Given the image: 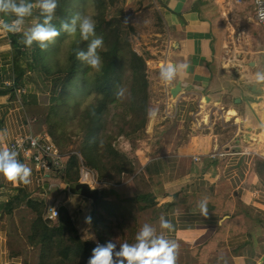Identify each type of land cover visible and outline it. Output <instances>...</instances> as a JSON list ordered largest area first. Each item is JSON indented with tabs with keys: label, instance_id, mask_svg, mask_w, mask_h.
<instances>
[{
	"label": "trees",
	"instance_id": "16d2710c",
	"mask_svg": "<svg viewBox=\"0 0 264 264\" xmlns=\"http://www.w3.org/2000/svg\"><path fill=\"white\" fill-rule=\"evenodd\" d=\"M29 2L34 5L36 0ZM124 5L125 0H58L52 20L58 29L62 22H70L77 14L95 19L96 32L104 38V47L99 50L104 60L100 72L76 59V50H86L88 43L80 38L79 31L72 36L61 31L45 50L35 43L31 48L24 46L22 33L11 36L15 80L27 78L41 93L50 94L46 118L49 138L61 151L78 143L76 151L69 152L65 168L54 167L53 172L63 180L64 187L70 185L77 194L80 193L74 186L82 182L86 172L110 186L109 198L104 197L106 190L102 188L97 201L90 203V199H82L83 204H90L89 215L92 217L86 235L79 229L68 207L61 206L58 218L51 220L44 199L29 198L26 191L18 190L9 200V214L15 211L18 219L9 225V247L15 258L30 251L32 256L28 262L26 257L27 264H86L95 241L103 243L114 238L117 245L133 244L145 215L150 214L149 220H153L178 204L197 207L201 199L208 201V213L220 215V220L230 217L201 248L192 250L200 261L206 260L219 241H226L235 254L253 244L244 215L232 214L233 199L225 195L210 197L179 192L173 195L172 203L161 208L160 198L149 180H144L138 162L120 146L122 140L139 138L146 133L151 121L148 109L153 108L154 95L148 65L154 57L147 49L139 51L134 46V39L149 31L142 28L140 32L126 23ZM2 15L7 20L13 19V16ZM32 16L37 24L43 22L41 10L33 8ZM165 30L167 26L160 13L154 32L164 34ZM120 88L125 92L118 99L116 92ZM214 128L215 135H223L228 129L220 122ZM160 167V163L146 167L151 180L161 175ZM255 169L264 184V159L255 161ZM127 177L144 181L134 191L127 192L123 190ZM20 203L26 207L22 209ZM80 210L82 213V208Z\"/></svg>",
	"mask_w": 264,
	"mask_h": 264
},
{
	"label": "crops",
	"instance_id": "0c3cea01",
	"mask_svg": "<svg viewBox=\"0 0 264 264\" xmlns=\"http://www.w3.org/2000/svg\"><path fill=\"white\" fill-rule=\"evenodd\" d=\"M242 5L253 6L254 0H243ZM11 47L4 37H0V131L7 132L0 147H8L20 136L48 135L46 118L50 94L41 93L27 78L15 80ZM189 96H193L197 101L183 103L181 99H184V96L173 113L167 108V116L157 118L150 127L149 132L153 134L151 146L147 151L138 149L132 159L138 162L144 180H149L153 191L160 198L161 208L172 203L173 195L179 192L210 197L225 195L232 198V214L244 215L253 244L243 247L235 254L226 241H219L206 260L200 261L192 254V250L201 248L218 226L230 216L220 220L221 216L218 214L208 213L205 216L195 206L178 204L168 212L161 213L159 218L149 220L148 224L156 228L157 235L163 232L165 238L178 242L177 264H260L264 258V184L255 169V161L264 158L258 155V149L216 158L214 155L222 153L225 145H221L222 134L215 135L213 132L216 124L214 118L208 125L196 120L199 99L195 95ZM169 117L175 120L165 122ZM196 159L199 161L195 162ZM20 161L32 169L29 184L9 182L0 174V204H5V212L0 218V264H27L32 256L31 252L27 251L23 252L21 257L15 258L9 247V225L15 220L18 221L13 217V212L9 214V200L17 195L18 190L26 191L29 198L44 199L49 209H57L56 204L68 207L67 201L72 198L68 195L69 192L62 188L63 180L56 173L50 170L37 171L32 161ZM157 163L161 165V175L156 178L154 176L151 180L145 169ZM144 180L127 177L125 185L131 183L134 191ZM81 181L86 182L84 175ZM87 183L92 188L100 191L102 189L101 185H95V178L94 182ZM102 184L108 188L104 191V197L109 198L110 186L106 181ZM62 192L63 196H60ZM77 196H80L82 203L84 197ZM61 198L66 201V205L60 201ZM92 202L90 200V203ZM20 205L22 209L26 207L23 203ZM78 213L79 216L82 214L79 211ZM161 216L172 221V231L160 229ZM85 225L87 233L90 227L89 224Z\"/></svg>",
	"mask_w": 264,
	"mask_h": 264
},
{
	"label": "water",
	"instance_id": "95a60500",
	"mask_svg": "<svg viewBox=\"0 0 264 264\" xmlns=\"http://www.w3.org/2000/svg\"><path fill=\"white\" fill-rule=\"evenodd\" d=\"M165 11L169 46L165 63L189 65L166 85L168 111L179 100L199 96L196 120L208 125L219 110L227 126H236L223 146L225 155L261 150L264 157V32L253 19V7L235 0H154ZM20 53V51H17ZM95 202L100 190L89 183L74 186ZM5 206L0 204V218ZM260 264H264V258Z\"/></svg>",
	"mask_w": 264,
	"mask_h": 264
},
{
	"label": "clouds",
	"instance_id": "9594fccd",
	"mask_svg": "<svg viewBox=\"0 0 264 264\" xmlns=\"http://www.w3.org/2000/svg\"><path fill=\"white\" fill-rule=\"evenodd\" d=\"M258 3H264V0H258ZM36 6L41 10L43 22L25 30V20L32 16L34 5L29 0H19V3L16 0H0V13L15 17L10 21L0 19V29L13 34L22 33L21 43L24 46L31 48L35 43L41 50H45L49 43L54 42L61 31L69 36L79 31L80 38L88 43L86 50L83 48L76 50V59L97 72L103 70L104 60L99 50L104 47V38L97 34V24L93 17L77 14L71 18L70 22H62L58 29L52 23L58 8V0H36ZM258 15L261 20H264V6L259 9ZM188 67L186 63L161 64L160 79L165 84L171 83L178 71L184 72ZM255 79L257 84L264 83V71L256 72ZM124 92L123 88L118 89L117 98L123 97ZM156 114L155 109H148L149 118H155ZM6 134V130L0 131V145H3ZM0 174L9 182L27 185L31 182L32 169L18 159L16 152L7 147H0ZM197 208L201 214L208 215L206 199L198 201ZM91 221V215L84 217V223L89 224ZM159 227L162 230L172 231L174 226L169 218L161 216ZM135 240L133 244L125 242L119 245L114 238H109L103 243L95 241L86 264H176L178 242L165 238L163 232L157 235V230L152 225L143 224L136 233Z\"/></svg>",
	"mask_w": 264,
	"mask_h": 264
},
{
	"label": "rangeland",
	"instance_id": "374dc122",
	"mask_svg": "<svg viewBox=\"0 0 264 264\" xmlns=\"http://www.w3.org/2000/svg\"><path fill=\"white\" fill-rule=\"evenodd\" d=\"M252 6V5H251ZM253 13L255 12V6L253 5ZM35 10H40L38 6H36V3L34 4ZM125 11V21L127 24H131L138 28L140 32L142 28H146L149 32H142L140 38L134 39V46L139 51H142L144 48L150 51L153 55V60L148 62V65L150 67V77L154 83L153 86V100L152 105L153 108L156 110V116L155 118H151L150 125L148 126V129L146 133L141 134L139 137L142 139H137L138 137L132 139V140H122L120 143V146L126 153L129 154V156L132 158L135 156V153L138 149H142L147 151L146 149L149 148L152 144V133L150 131L151 125H153V122L163 116H167V108H168V99L166 94V85L164 82L160 79V63H165V56L167 55V49L169 46V35L167 33V30H165L164 34H157L154 32V30L157 28V15H160V13L164 17L165 22V11L157 5L154 0H125L124 5ZM33 15V14H32ZM37 24V20L33 18V16L28 17L27 21L25 20V30L33 25ZM166 24V23H165ZM197 101L196 98L193 96H185L184 99L182 98L181 101L183 103H192L194 101ZM173 118L165 119V122L168 121H174ZM215 122H222L227 130L223 131L222 135V143L224 144L228 143L229 137L235 134L236 132V126H227L225 122V116L222 112L219 110L215 111ZM213 127V125L211 126ZM213 129V128H212ZM185 131V130H184ZM215 132V128L214 131ZM78 147V143H74L68 148L67 151L63 152H72L76 151ZM60 178V177H59ZM84 180L87 182H94V175L90 172L84 173ZM133 185L131 183H128L127 185L123 186V190H127V192L133 191ZM64 190L66 189L69 192V196H72V198L68 199L67 206L69 207L70 211L73 212V217L75 218V221L77 225L79 226V229L81 232L86 235V225L84 223V217L88 214L90 209L89 203H81L80 196L81 194H77L72 190V187L70 185H67L63 187ZM63 190V191H64ZM59 196V195H58ZM60 196H63V192ZM64 205H66V201H64L62 198L60 199ZM57 209L60 208L59 204H56ZM80 208H82V214L80 216L78 215V211H81ZM16 212H13V217L17 219V216L15 215ZM150 214H147L144 216L142 225L147 223Z\"/></svg>",
	"mask_w": 264,
	"mask_h": 264
},
{
	"label": "built area",
	"instance_id": "2783aa9c",
	"mask_svg": "<svg viewBox=\"0 0 264 264\" xmlns=\"http://www.w3.org/2000/svg\"><path fill=\"white\" fill-rule=\"evenodd\" d=\"M235 1L238 4H242L243 2V0ZM254 6L255 12L253 13V19L255 22L259 23L264 32V20H261L258 15L259 9L264 6V3H258V0H254ZM0 19H4L6 21L11 20L5 19L2 13H0ZM12 35L13 33L0 29V37H4L10 43V45ZM196 97L199 99V96L196 95ZM213 118H215V115H213ZM7 148H10L12 151L16 152L18 154L19 160L23 159L32 161L37 171H53L54 167L63 170L65 168V163L68 159L69 154L57 148L50 140L48 135L20 136L17 137L10 145H8ZM258 151V155L263 157L262 152H260V150ZM214 156L217 158L224 157L226 155L223 152H218ZM194 161L198 162L199 160L196 159ZM100 184V182L95 180V185L100 186ZM47 213L49 219L56 220L59 216V209L48 208Z\"/></svg>",
	"mask_w": 264,
	"mask_h": 264
},
{
	"label": "bare ground",
	"instance_id": "6f19581e",
	"mask_svg": "<svg viewBox=\"0 0 264 264\" xmlns=\"http://www.w3.org/2000/svg\"><path fill=\"white\" fill-rule=\"evenodd\" d=\"M100 183H101V182H100ZM100 185H101V187L103 188V190H106V191H107V189H108L107 186H104V184H102V183H101ZM4 206H5V204H4ZM4 212H5V209H4ZM3 214H4V213H3ZM2 216H3V215H2ZM177 258H178V256H177Z\"/></svg>",
	"mask_w": 264,
	"mask_h": 264
}]
</instances>
